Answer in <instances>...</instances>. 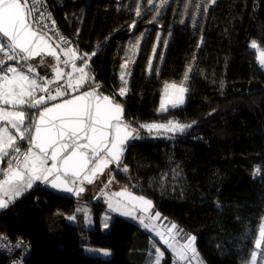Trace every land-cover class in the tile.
<instances>
[{
  "label": "trees",
  "instance_id": "obj_1",
  "mask_svg": "<svg viewBox=\"0 0 264 264\" xmlns=\"http://www.w3.org/2000/svg\"><path fill=\"white\" fill-rule=\"evenodd\" d=\"M46 2L78 53L89 54L85 71L93 79L79 92L98 84L126 89L113 100L137 138L127 142L119 166L108 168L113 187L150 200L177 226V238L195 237L193 264H247L264 218V68L248 47L252 38L264 49V0H170L158 15L145 2L137 9L136 0ZM39 60L29 63L51 76ZM185 76L182 106L161 111L165 84ZM168 121L190 127L157 133L140 127ZM103 175L78 198L33 187L0 212V234L28 243L25 264H153L155 247L163 251L159 264H170L173 255L161 244L107 209ZM80 206L90 207L91 228ZM8 260L0 253V264Z\"/></svg>",
  "mask_w": 264,
  "mask_h": 264
},
{
  "label": "snow or ice",
  "instance_id": "obj_2",
  "mask_svg": "<svg viewBox=\"0 0 264 264\" xmlns=\"http://www.w3.org/2000/svg\"><path fill=\"white\" fill-rule=\"evenodd\" d=\"M41 3L42 0H0V163L7 158L6 167H0V210L9 207L38 181L79 196L85 191L83 185L94 183L110 164L119 166L126 142L137 138L134 135L136 130L123 119L122 106L111 97L100 95L99 85L91 91L80 92L71 99L47 106L48 101L68 96L69 90L79 92L86 80L93 78L85 71L89 67V54L78 55V51L71 47L65 49L57 45L65 57L61 60L56 48L49 43L48 34L44 31L48 27L43 23L45 13L36 15ZM59 38L63 44L70 43L62 36ZM250 47L256 50L257 61L264 66V50L255 41ZM45 56L55 61L50 65L54 72L52 79L41 77L36 65L29 63L39 57V64L44 65ZM77 59L83 62L82 67H77ZM60 64L70 65L73 71L65 72ZM149 67L151 69V65ZM73 73L80 75L76 78ZM65 77L66 83L59 84ZM53 82L57 83L54 90L48 87ZM168 87L176 88V85H166V95ZM125 91L121 88L119 94L122 96ZM185 91L183 87L178 89L181 94ZM38 92L45 95H37ZM178 99L183 103L182 96ZM172 107H176V103L173 102ZM26 109L37 111L31 114ZM166 110L162 101L161 111ZM140 127L149 131L163 128L183 132L190 126L168 121L167 124ZM10 129H14L16 134ZM24 140L28 141V147L22 151L19 142ZM123 170L128 171L127 167ZM114 195L127 196L129 203L139 202L146 206L143 211L152 206L151 201L143 196L136 197L126 190ZM108 207L112 211H122L119 202L116 206L109 203ZM123 214L131 215L127 205ZM159 217L157 212L152 219ZM140 223L149 228L143 218ZM176 227L175 224L171 226L172 229ZM194 239L190 237L187 245H181L179 250L173 249L178 258H184ZM6 240V236H0V241ZM261 241H264V227L261 228L260 239L256 241L257 248ZM165 243H168L167 240ZM3 246L0 244V247ZM17 246H20L19 243ZM168 246L172 248L171 244ZM160 256L158 251L157 264ZM255 259L256 253L253 252V264Z\"/></svg>",
  "mask_w": 264,
  "mask_h": 264
},
{
  "label": "rangeland",
  "instance_id": "obj_3",
  "mask_svg": "<svg viewBox=\"0 0 264 264\" xmlns=\"http://www.w3.org/2000/svg\"><path fill=\"white\" fill-rule=\"evenodd\" d=\"M143 2H145L147 10L153 9L154 15H158V14H160L162 12V10L166 7V5L169 4L170 0H136L137 9L143 4ZM253 41H255L257 43L258 47L261 50H264L263 48H261L259 46L258 42L255 39H252V38L248 42V47L250 49H252L250 47V45H251V43ZM252 50H254V52L256 54V61H257V52H256L255 49H252ZM44 59L46 61V65L49 66V67H50L51 64L55 63L51 58L44 57ZM257 63H258V61H257ZM260 66L264 68V66H262V65H260ZM68 67H69V72H72L73 70H72L71 66L68 65ZM51 73H52L51 76L50 75H44L43 77H46L48 79H52L54 77V72L52 71V68H51ZM73 75H74V77L78 78L80 74L79 73H73ZM122 76H123V80L121 79ZM186 76H187V74H186ZM186 76L183 78L182 82H180V83H167V84H165V86L166 85H176V88L168 87L167 95H166L165 94V86H164L163 92L161 94L160 102H159V109H161V102L162 101H164V106H165L166 109L172 107V103L173 102L176 103V107L182 106V104L184 103V100H185V97H186V93H187V88H188V78ZM126 78H127V67H126V64L124 63L122 65V67H121V70H120V79L125 83L126 82ZM66 80H67V77H65L64 79L60 80L59 84H61V85L65 84ZM48 87H50V88H52L54 90L57 87V83L56 82L50 83L48 85ZM180 87H183L184 89H186V91L184 93H182V94L178 92V89ZM69 92H73V91L69 90ZM180 96H182L183 103H180V101L178 99V97H180ZM164 124H167V123H164ZM152 131L154 133H157L158 131L160 132V131H166V130L161 128V129H152ZM14 134H16L15 130H14ZM258 174H259V169H258L257 166H255L253 168V175L255 177H257ZM109 180H111V183H108ZM102 182L105 183V185H107L106 187H108V188L114 185V182L111 179V171H110V169H107L105 171V173H104V175H103V177L101 179V182L99 181L98 183H102ZM106 194L107 195L109 194L108 190H106L105 192H103V191L101 192V195H102L103 198H104V195H106ZM79 205H81V204L79 203ZM80 207L82 208V211L84 212V215H86L85 213H86V211H88L87 219L88 218L91 219V212L92 211H91L90 207H86V208H85V206L84 207L80 206ZM105 214H107V213H104V218H103V222H102L103 226H105V224H107V221L109 220V217L107 218V215H105ZM262 227H264V218H263L262 225L259 228V237L257 238V240L260 239V232H261V228ZM189 238H190V236L184 237V239L181 240V244L182 245H187L189 243ZM191 245L192 244H190V246L186 249V251L189 253V255H191V252L195 253L194 259H193V256H190L191 261L195 262V260L198 261V258L196 256V251H195L194 247L192 248ZM85 250H86V252H88L90 254L100 255V256H102L104 258H108L110 256V251L109 250L103 249V248H99V247H87ZM254 252L256 253L255 264H264V246H263V241H261L260 247L257 248ZM105 253H107V254H105ZM156 253L154 255V263L157 264V262H155V261H157ZM247 264H253L252 258L250 259V261Z\"/></svg>",
  "mask_w": 264,
  "mask_h": 264
},
{
  "label": "crops",
  "instance_id": "obj_4",
  "mask_svg": "<svg viewBox=\"0 0 264 264\" xmlns=\"http://www.w3.org/2000/svg\"><path fill=\"white\" fill-rule=\"evenodd\" d=\"M74 93H75L74 91L70 92L69 95H72ZM10 131H12L13 134H14V129H10ZM101 189H102L103 192L108 190L109 194L108 195L107 194L104 195V198H105V201L107 203V209L113 215L120 216V217H122L124 219H127V220L133 222L134 224L138 225L142 230L146 231L155 241H157L159 244H161L168 252H170L171 255H174V256L177 257L176 252L173 251V249L179 250L180 246L182 245L181 244V240L184 239V238H177V236L175 234V229L171 228V226L173 224L167 223L165 221V219L161 217V215H160V217L158 219H152V217L155 216V213H157V211H155L154 208H153L152 202H151L152 206L150 208H148L147 211H143L142 209L145 208L146 206L140 204L139 202L129 203L127 196L116 197L114 195L115 193L122 192V191L126 190L127 193H131L132 195H134L136 197H140V196H137V195L133 194L129 190H127L125 188H119V187H113V186L108 188V187H105V185L102 186ZM118 202H119V206L121 207L122 211H112L111 209H109V207H108L109 203H112L114 206H116ZM125 205H127V210L131 212V215H124L123 214V210L125 209ZM85 214H86L85 215V226L87 228H91V226H92L91 225V219L90 218L87 219L88 211H86ZM105 215H107V218L109 217L108 214H105ZM102 218H104V213L102 215ZM141 218H143L145 220V223L149 224V228H145L140 223V219ZM68 220L70 222H72V223L75 222V219L70 220L68 218ZM104 228H106V227L103 226V229ZM169 229H171V231H169ZM161 237H164V238L162 239ZM166 240H167L168 243H165ZM193 243L194 242L192 241L191 242L192 248H193ZM168 244H171L172 248H169ZM155 250H156V252L159 251V253L161 254L160 259H159V263H160V261H161V259L163 257V251L160 248H157V247H155ZM194 255H195L194 252H191V255H189V253L186 251L184 258L181 259V260H183V261H191L190 256H193V259H194ZM156 256H157V253H156ZM155 262H157V261H155ZM154 264H156V263H154Z\"/></svg>",
  "mask_w": 264,
  "mask_h": 264
},
{
  "label": "built area",
  "instance_id": "obj_5",
  "mask_svg": "<svg viewBox=\"0 0 264 264\" xmlns=\"http://www.w3.org/2000/svg\"><path fill=\"white\" fill-rule=\"evenodd\" d=\"M40 12L45 13V19L43 20V23L48 26L46 29H44V31L48 32L50 34V36L54 40L58 41L61 45L68 47V48L71 47V48L77 50L76 47L72 43L63 44L60 41V38H59L60 36H62L67 41H69V39L64 33H62L59 30L57 23L54 19L53 11L48 6L46 0H42V3L39 5V11L36 13V15H39ZM57 33L59 35H57ZM78 55H80V53H78ZM9 63H11V62H9ZM25 71H26V69H25ZM30 75H33V74H30ZM95 86L92 89H94ZM98 93H100L103 96H109L112 99L113 98H121L123 96V95L121 96L119 94L120 89L115 88L113 85H109L107 91L102 90L101 86H100L98 89ZM37 95H45V93H39L38 92ZM30 111L33 114H35L37 110L36 109H30ZM19 143H20V147H21L22 151L28 147V141L27 140L20 141ZM5 167H6V164H5ZM0 236H6V235L0 234ZM18 243L20 246H17ZM0 244L4 245L3 247H0V253L5 255L9 259L7 264H25V258L27 257L28 252H29V245L26 241H24L23 239H14L13 240V239H9L7 237V240L6 241H0ZM170 264H193V262L192 261H183L180 258L173 255L171 257Z\"/></svg>",
  "mask_w": 264,
  "mask_h": 264
},
{
  "label": "water",
  "instance_id": "obj_6",
  "mask_svg": "<svg viewBox=\"0 0 264 264\" xmlns=\"http://www.w3.org/2000/svg\"><path fill=\"white\" fill-rule=\"evenodd\" d=\"M46 32V31H45ZM47 34H48V37L47 38H49V43L53 46V48H56V50H57V52H58V54L60 55V57H61V59H65V57H64V55H63V52H61L60 51V49L59 48H57V45H60V47H62V48H68V47H65V46H63V45H61L58 41H56V40H54L51 36H50V34L48 33V32H46ZM48 57V56H47ZM39 57H37V58H35V59H38ZM51 58V57H50ZM34 59V60H35ZM53 59V58H52ZM91 90H93L92 88L91 89H86V90H83V91H80V92H84V91H91ZM80 92H77V93H75V94H72V95H68V96H63V97H60V98H58L57 100H54V101H48V105L47 106H51L52 104H55V103H60V102H62V100H64V99H71L73 96H75V95H78ZM100 94V93H99ZM101 95V94H100ZM103 96V95H102ZM115 102V101H114ZM115 103H117V102H115ZM121 105V104H120ZM122 106V105H121ZM123 108V107H122ZM131 139V138H130ZM129 139V140H130ZM128 140V141H129ZM127 141V142H128ZM127 142H126V144H127ZM126 144H125V146H126ZM125 146H124V149H125ZM123 156H124V151H123V153H122V156H121V160L123 159ZM121 160H120V162H121ZM113 164H115V163H113ZM113 164H110L109 165V167L111 166V165H113ZM116 165V164H115ZM108 167V168H109ZM107 168V169H108ZM107 169H105L104 170V172H103V174L105 173V171L107 170ZM103 174H99L98 176H97V178L95 179V181L99 178V177H101ZM94 181V182H95ZM93 184V183H92ZM92 184H87V183H85L83 186H84V188H85V190H86V187L87 186H89V185H92ZM35 186H41V187H43V188H45V189H47V190H49V191H51V192H53V193H55V194H58V195H63V196H67V197H72V198H78L79 196H77L74 192H66V191H63V190H61V189H57V188H52L51 187V185L50 184H47V183H45V182H42V181H38V182H35L34 183V185H33V187H35ZM26 193V192H25ZM83 193V192H82ZM82 193H80V194H82ZM24 194V193H23ZM22 194V195H23ZM19 198V197H18ZM17 199V198H16ZM15 199V200H16ZM14 200V201H15ZM2 210H0V212H1Z\"/></svg>",
  "mask_w": 264,
  "mask_h": 264
}]
</instances>
